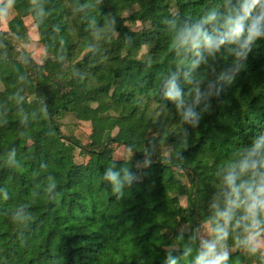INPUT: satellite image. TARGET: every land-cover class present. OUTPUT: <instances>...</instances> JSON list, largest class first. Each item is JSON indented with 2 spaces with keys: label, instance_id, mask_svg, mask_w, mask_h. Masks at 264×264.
Returning <instances> with one entry per match:
<instances>
[{
  "label": "trees",
  "instance_id": "16d2710c",
  "mask_svg": "<svg viewBox=\"0 0 264 264\" xmlns=\"http://www.w3.org/2000/svg\"><path fill=\"white\" fill-rule=\"evenodd\" d=\"M223 3H0V27L7 26L0 32V264H165L168 252L190 264L183 249L196 247L190 237L210 214L217 170L264 131V40L230 83L217 85L197 127L182 125L162 96L178 70L182 89L192 87L167 21L191 23ZM28 17L55 63L39 64L19 49L30 41ZM232 59L226 51L209 57L192 76L204 87ZM69 116L89 125L86 142L64 132ZM116 148L127 156L116 158ZM112 166L136 176L119 197L103 178ZM228 244V264H264V246L251 252Z\"/></svg>",
  "mask_w": 264,
  "mask_h": 264
},
{
  "label": "clouds",
  "instance_id": "9594fccd",
  "mask_svg": "<svg viewBox=\"0 0 264 264\" xmlns=\"http://www.w3.org/2000/svg\"><path fill=\"white\" fill-rule=\"evenodd\" d=\"M167 23L171 49L179 64L187 68L183 79L192 87L187 92L182 89L178 70L164 80L162 96L174 105L182 125L195 128L210 108V97L218 94L217 85L230 83L235 72L244 66L256 41L264 40V0H224L222 5L206 9L191 23L176 19ZM224 51L233 57L230 68L202 87L192 73L209 57L216 58ZM128 151L131 153V147ZM14 155V151L10 152V159ZM150 155L146 150L144 167L151 163ZM103 178L119 197L136 176L127 167L112 166L105 170ZM208 209L210 214L190 237L197 241L196 247L189 244L183 249V256L190 258V264H228L229 239L251 252L264 246V131L251 138L217 170ZM23 215L22 209L16 213ZM165 264H178V258L168 252Z\"/></svg>",
  "mask_w": 264,
  "mask_h": 264
},
{
  "label": "rangeland",
  "instance_id": "374dc122",
  "mask_svg": "<svg viewBox=\"0 0 264 264\" xmlns=\"http://www.w3.org/2000/svg\"><path fill=\"white\" fill-rule=\"evenodd\" d=\"M3 0H0V3H2ZM39 0H32L33 3H36ZM136 11V8L126 12L124 14L125 17H129L132 15V13ZM25 24L29 32L30 41L26 44H20L19 49L20 50H26L29 52L32 57L35 59V61L39 64H52L57 61V58L53 56H48L42 47V45L39 42V35L37 31V27L34 24L31 17H28L25 19ZM130 24V23H128ZM131 25V24H130ZM135 29L140 28V24H137L135 26H132ZM7 30L6 22L3 20L0 27V32L5 33ZM1 88V86H0ZM62 127L64 132L69 135L78 138L81 142H86L88 135L90 134V128L89 125L86 123H81L77 121L73 116H69L66 119H64L62 122ZM165 152H168L165 150ZM115 157L122 159L127 156V152L124 151V149L116 148L115 150ZM181 204L183 206L186 205L185 198H181L180 200ZM261 246L260 248H262Z\"/></svg>",
  "mask_w": 264,
  "mask_h": 264
}]
</instances>
